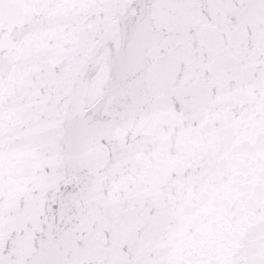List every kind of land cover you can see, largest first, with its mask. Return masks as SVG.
Returning <instances> with one entry per match:
<instances>
[{"label":"snow or ice","instance_id":"6c2138e0","mask_svg":"<svg viewBox=\"0 0 264 264\" xmlns=\"http://www.w3.org/2000/svg\"><path fill=\"white\" fill-rule=\"evenodd\" d=\"M0 264H264V0H0Z\"/></svg>","mask_w":264,"mask_h":264}]
</instances>
